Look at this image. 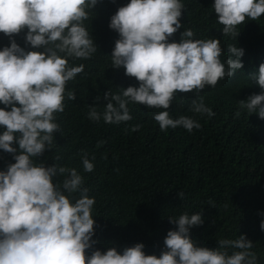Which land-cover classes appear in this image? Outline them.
<instances>
[{
    "label": "trees",
    "instance_id": "obj_1",
    "mask_svg": "<svg viewBox=\"0 0 264 264\" xmlns=\"http://www.w3.org/2000/svg\"><path fill=\"white\" fill-rule=\"evenodd\" d=\"M0 264H264V0H0Z\"/></svg>",
    "mask_w": 264,
    "mask_h": 264
}]
</instances>
